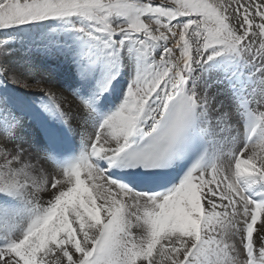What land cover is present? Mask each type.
<instances>
[{"label": "snow or ice", "instance_id": "obj_1", "mask_svg": "<svg viewBox=\"0 0 264 264\" xmlns=\"http://www.w3.org/2000/svg\"><path fill=\"white\" fill-rule=\"evenodd\" d=\"M0 264H264V0H0Z\"/></svg>", "mask_w": 264, "mask_h": 264}, {"label": "bare ground", "instance_id": "obj_2", "mask_svg": "<svg viewBox=\"0 0 264 264\" xmlns=\"http://www.w3.org/2000/svg\"><path fill=\"white\" fill-rule=\"evenodd\" d=\"M54 80V90L63 92L65 95H68V81L65 75H58L53 77Z\"/></svg>", "mask_w": 264, "mask_h": 264}]
</instances>
